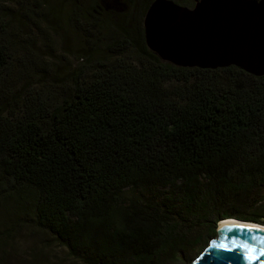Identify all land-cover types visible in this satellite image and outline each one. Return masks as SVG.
I'll return each instance as SVG.
<instances>
[{"label": "trees", "instance_id": "1", "mask_svg": "<svg viewBox=\"0 0 264 264\" xmlns=\"http://www.w3.org/2000/svg\"><path fill=\"white\" fill-rule=\"evenodd\" d=\"M152 2L0 0V198L12 202L10 234L30 225L86 264H160L196 253L223 219L264 225V76L161 61L144 41ZM8 3L37 21L58 16L74 34L87 63L58 97L13 93Z\"/></svg>", "mask_w": 264, "mask_h": 264}, {"label": "water", "instance_id": "2", "mask_svg": "<svg viewBox=\"0 0 264 264\" xmlns=\"http://www.w3.org/2000/svg\"><path fill=\"white\" fill-rule=\"evenodd\" d=\"M143 32L148 50L173 66L264 76V0H195L191 8L153 0ZM219 224L190 264H264V233Z\"/></svg>", "mask_w": 264, "mask_h": 264}, {"label": "rangeland", "instance_id": "3", "mask_svg": "<svg viewBox=\"0 0 264 264\" xmlns=\"http://www.w3.org/2000/svg\"><path fill=\"white\" fill-rule=\"evenodd\" d=\"M47 1L56 9L61 7L59 0ZM8 6L11 14H7L4 21L12 35L8 39H13V62L10 70L13 93L18 97H27L31 91L33 94L39 92L45 93L47 97H58L66 88L70 75L81 64L87 63L77 56L79 45L74 34L63 20L57 19L58 16L51 14L42 21H37V17L30 10L18 7L16 3H8ZM21 12H27L31 20L36 19L39 22L38 27L32 25L31 20L24 16L22 19ZM116 37L115 34L114 39ZM94 57L97 60L106 59L107 54L99 50ZM42 80L50 85L43 87L40 85ZM11 96L14 98L9 92V97ZM11 205L12 202H5L0 198V264H86L70 257L62 244L51 235L30 225L19 227L10 234L7 228L12 215L7 210ZM248 213L249 210L246 209L238 215L245 216ZM229 220L243 222L236 218ZM215 237L216 234L211 236ZM207 244L186 258H166L160 264H190Z\"/></svg>", "mask_w": 264, "mask_h": 264}, {"label": "bare ground", "instance_id": "4", "mask_svg": "<svg viewBox=\"0 0 264 264\" xmlns=\"http://www.w3.org/2000/svg\"><path fill=\"white\" fill-rule=\"evenodd\" d=\"M219 225L242 227V228H249V229H254V230L256 229L257 231L264 233V227L258 226V224H255V223H250V222H245V221L239 222V221H234V220H223L220 222Z\"/></svg>", "mask_w": 264, "mask_h": 264}, {"label": "flooded vegetation", "instance_id": "5", "mask_svg": "<svg viewBox=\"0 0 264 264\" xmlns=\"http://www.w3.org/2000/svg\"><path fill=\"white\" fill-rule=\"evenodd\" d=\"M194 3H195V0H188L187 2H184L181 6L191 8L194 5Z\"/></svg>", "mask_w": 264, "mask_h": 264}]
</instances>
